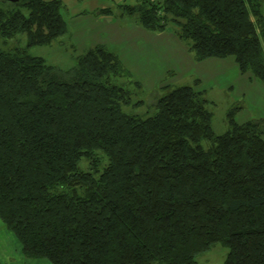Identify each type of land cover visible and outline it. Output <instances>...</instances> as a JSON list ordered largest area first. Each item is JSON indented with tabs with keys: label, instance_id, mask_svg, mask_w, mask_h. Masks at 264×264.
Segmentation results:
<instances>
[{
	"label": "trees",
	"instance_id": "obj_1",
	"mask_svg": "<svg viewBox=\"0 0 264 264\" xmlns=\"http://www.w3.org/2000/svg\"><path fill=\"white\" fill-rule=\"evenodd\" d=\"M13 5L0 7V37L26 34L27 44L0 47V220L21 253L52 264H199L221 243L224 264H264V122L238 123L231 110L216 134L195 85L167 91L148 116L128 113L131 91L104 46L67 73L29 52L67 31L61 0ZM123 8L147 29L178 26L198 59L233 57L264 82V0Z\"/></svg>",
	"mask_w": 264,
	"mask_h": 264
},
{
	"label": "rangeland",
	"instance_id": "obj_2",
	"mask_svg": "<svg viewBox=\"0 0 264 264\" xmlns=\"http://www.w3.org/2000/svg\"><path fill=\"white\" fill-rule=\"evenodd\" d=\"M61 1L67 31L49 44L30 46L29 52L67 73L90 48L104 46L116 54L122 66L115 81L131 91L132 102L124 106L126 112L148 116L155 111L158 97L167 91L195 85L205 90L216 134L229 129L231 110L238 123L264 122V82L250 73H241L233 57L198 59L189 42L179 37L175 24L170 23L164 30L147 29L139 23L137 13L124 10V4H134L135 0ZM13 6V2L0 0V7ZM15 44L26 46V34L7 40L0 37L4 49ZM139 100L142 103H136ZM80 165L86 167L87 161L83 159ZM19 251L15 233L0 220V264H22ZM227 253L228 248L217 243L197 259L200 264H224ZM25 259L52 264L47 259Z\"/></svg>",
	"mask_w": 264,
	"mask_h": 264
},
{
	"label": "crops",
	"instance_id": "obj_3",
	"mask_svg": "<svg viewBox=\"0 0 264 264\" xmlns=\"http://www.w3.org/2000/svg\"><path fill=\"white\" fill-rule=\"evenodd\" d=\"M208 59H210V58H208ZM213 61H216V60H213ZM20 252V251H19ZM21 253V252H20ZM23 254L21 253V256H22ZM21 260H22V264H42L43 262H41V260H26L25 259V256L23 255V257L21 258ZM29 261H34V262H29ZM199 262V261H198ZM200 264V263H199Z\"/></svg>",
	"mask_w": 264,
	"mask_h": 264
},
{
	"label": "water",
	"instance_id": "obj_4",
	"mask_svg": "<svg viewBox=\"0 0 264 264\" xmlns=\"http://www.w3.org/2000/svg\"><path fill=\"white\" fill-rule=\"evenodd\" d=\"M6 1H10V2H18L19 0H6Z\"/></svg>",
	"mask_w": 264,
	"mask_h": 264
}]
</instances>
